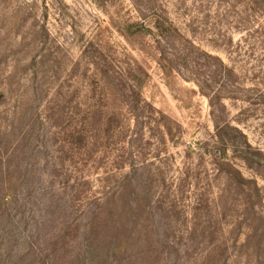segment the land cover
<instances>
[{"label": "rangeland", "instance_id": "374dc122", "mask_svg": "<svg viewBox=\"0 0 264 264\" xmlns=\"http://www.w3.org/2000/svg\"><path fill=\"white\" fill-rule=\"evenodd\" d=\"M154 8L180 35L165 58L131 0H0V264H264V0ZM126 67L130 94L115 79ZM211 92L223 107L213 116L242 133L222 135L237 171L200 154L214 143ZM111 113L118 127L107 132L98 123ZM72 125L87 136L73 149ZM130 164L152 208L134 211L121 243L97 222V198L114 193ZM239 175L252 181L244 190ZM127 196L143 203L133 185ZM164 197L177 203L165 225L154 204ZM194 197L209 208L191 210Z\"/></svg>", "mask_w": 264, "mask_h": 264}, {"label": "trees", "instance_id": "16d2710c", "mask_svg": "<svg viewBox=\"0 0 264 264\" xmlns=\"http://www.w3.org/2000/svg\"><path fill=\"white\" fill-rule=\"evenodd\" d=\"M131 1L136 7L137 11L140 13V17L142 18L149 17L150 20L152 21L151 23H153L154 28L157 31V36H156L157 38H155L157 52L160 55H163V58H165L166 53H167L166 48L168 45H171V40L174 39V34H177V36L180 37L177 28L174 27L173 24L166 17H164V19L162 20V18L158 15V13L156 12L154 8L156 4V0H146L147 6L143 10L144 13L142 12V8L140 6L143 0H131ZM186 41L188 42V40ZM176 42L180 43V45L184 47L183 42L179 40H177ZM184 52L185 51L182 52L183 55L181 56L183 57L184 60L185 59L187 60ZM175 57L178 59H182V57L178 55H175ZM208 57L218 60V57L212 56L210 54ZM218 64L220 68L219 70L221 69L225 70L226 74L227 72L229 73L232 72V70L230 68H227L224 64H222V62L219 61ZM102 67H103V64H102ZM114 72L116 73L115 75V79L117 81L116 83L117 85L121 87L122 93H127V94L134 93L135 83H134L133 78H131L132 76L131 69L129 67L128 68L126 67V69L122 68L120 71L115 70ZM103 73H107V72L103 71ZM206 86L208 87V84H206ZM205 95L207 96L208 104L211 108V114H212L211 118H212V123H213L215 133L213 135L214 143L208 148H204V150H201L200 154L201 156H204L205 154H207L208 157H210V159L213 161V164L217 165V168H216L217 171L219 170L221 163L227 165L229 168H231V170L237 171L228 161H225L223 159L224 157L223 152L226 149V147L229 145V142H227L229 140L227 138H223L222 135L225 132L228 133L230 129L237 131L239 134H242V133L239 130H237V128L230 126L228 122H226L225 120H222L220 114H215V116H213L215 105H220V108H223L222 103H221L222 96L220 95V93L211 92V94L206 93ZM135 99L130 100L132 102L130 106L134 111H136L139 108L138 101H136ZM137 99H138V96H137ZM142 102L145 105L148 104L144 100H142ZM94 111L100 113L101 109L97 110L96 108L94 109ZM104 120H105V123H102L104 127L101 126L100 122L98 123V127H101L104 131L114 132L116 128L118 127L117 124L115 125L113 124V121L115 120L114 113H111V115L106 117ZM242 137L243 139L239 141V147L240 149H242L243 152H245L246 154H249V151L251 150V146L249 142H247V140L244 138V136ZM68 139L69 140L67 141L70 144L71 149H73V147H76L75 145L77 144H81L80 146H83L85 145V142H87V136L84 135V132L79 130L75 125H72L69 128ZM137 169H138L137 166H135L134 164H130L128 166V169L122 173L123 175L121 176L120 181H118L117 186L113 188L114 193L110 196L104 195L100 198H97V201H98L97 207L101 210L97 214V219H98L97 222H102V220L104 219V221L101 223V225H103L102 227L106 229L107 234L110 236L111 239L114 237V239L120 240L121 243L123 241L126 242V240L128 239V236L130 237L132 226L137 224L136 214L142 213V211L144 210H147V212H149V209L152 208V193L153 192L151 188L146 187V185H144L142 181L143 180L142 176L137 177L136 175ZM231 178H232V181L235 187L240 188L241 190H244L245 184H251L252 182L249 180L245 181L242 178V176L240 177V175L236 179H235V176H232ZM152 181H156V179L151 180V183ZM132 185L138 188V193H139V196L142 197L143 203L136 202L135 204H132L130 202L131 200L129 201V197L127 195H128L129 187ZM118 198H120V200H118ZM164 198L166 200L165 202H162L161 200H159L158 203L157 201H154V204H155V207H158L161 209L160 214H162L158 216L156 222L160 224L162 221H164L163 224L165 225L169 219V214H170L169 213L170 210H168V208H171L172 206L176 207L177 203H174L173 200L169 199L168 197H164ZM134 200L137 201L136 198H134ZM167 203H170V205ZM110 207L112 209L111 215H109V212L106 213V209ZM203 207L209 208V204L206 201V199L194 197L190 204L191 210H195L198 213ZM134 208L139 209V211ZM134 211H137V213H135ZM103 212L105 213L104 217H102ZM147 214L154 215L155 213L150 212ZM153 222L154 220L152 221V223Z\"/></svg>", "mask_w": 264, "mask_h": 264}]
</instances>
